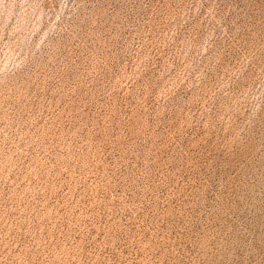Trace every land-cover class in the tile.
<instances>
[{
	"label": "rangeland",
	"instance_id": "1",
	"mask_svg": "<svg viewBox=\"0 0 264 264\" xmlns=\"http://www.w3.org/2000/svg\"><path fill=\"white\" fill-rule=\"evenodd\" d=\"M0 264H264V0H0Z\"/></svg>",
	"mask_w": 264,
	"mask_h": 264
}]
</instances>
